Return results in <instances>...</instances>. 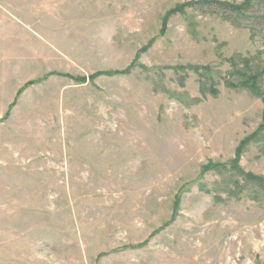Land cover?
I'll return each mask as SVG.
<instances>
[{"label": "rangeland", "instance_id": "rangeland-1", "mask_svg": "<svg viewBox=\"0 0 264 264\" xmlns=\"http://www.w3.org/2000/svg\"><path fill=\"white\" fill-rule=\"evenodd\" d=\"M201 1L0 0V264H264V0Z\"/></svg>", "mask_w": 264, "mask_h": 264}, {"label": "trees", "instance_id": "trees-1", "mask_svg": "<svg viewBox=\"0 0 264 264\" xmlns=\"http://www.w3.org/2000/svg\"><path fill=\"white\" fill-rule=\"evenodd\" d=\"M201 9L206 8L207 12L217 14L222 19L232 22L237 27H256L252 26L248 13L251 12L254 6H259V0H245L241 4L228 3L219 0H203L198 3ZM191 7L192 4H188ZM257 190L264 196V177L249 178Z\"/></svg>", "mask_w": 264, "mask_h": 264}]
</instances>
